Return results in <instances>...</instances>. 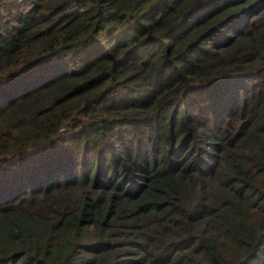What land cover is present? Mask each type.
<instances>
[{
    "label": "trees",
    "instance_id": "obj_1",
    "mask_svg": "<svg viewBox=\"0 0 264 264\" xmlns=\"http://www.w3.org/2000/svg\"><path fill=\"white\" fill-rule=\"evenodd\" d=\"M0 264H264V0H0Z\"/></svg>",
    "mask_w": 264,
    "mask_h": 264
}]
</instances>
